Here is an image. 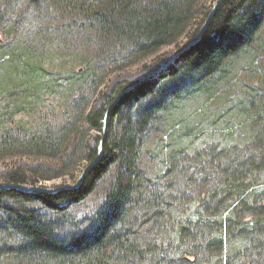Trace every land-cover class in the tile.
Listing matches in <instances>:
<instances>
[{
    "label": "trees",
    "instance_id": "16d2710c",
    "mask_svg": "<svg viewBox=\"0 0 264 264\" xmlns=\"http://www.w3.org/2000/svg\"><path fill=\"white\" fill-rule=\"evenodd\" d=\"M216 1L56 0L84 17L95 48L88 69L70 82L80 79L82 89L87 83L97 91L107 65L124 68L170 45L180 51L199 37ZM263 31L264 0H223L202 39L151 78L121 84L92 108L79 96L73 118L54 126L32 132L22 123L0 125V159L13 152L56 158L73 146L66 166L79 173L96 160L114 106L103 158L81 187L57 193L0 190V264H235L238 250L264 255L263 113L242 106L254 144L250 157L238 147L198 145L197 135L191 136L199 123L186 114L193 102L217 95L233 60L256 43L264 56ZM26 63L22 72L8 75L0 62L1 94L22 85L33 90L34 100L15 108L12 117L33 107L47 86L43 71ZM56 86L54 81L50 89ZM155 133L162 138L151 142ZM147 158L159 160L157 170L149 171ZM40 183L20 169L0 176V185ZM99 190L98 208L78 219L75 208ZM253 259L239 264H256Z\"/></svg>",
    "mask_w": 264,
    "mask_h": 264
},
{
    "label": "rangeland",
    "instance_id": "374dc122",
    "mask_svg": "<svg viewBox=\"0 0 264 264\" xmlns=\"http://www.w3.org/2000/svg\"><path fill=\"white\" fill-rule=\"evenodd\" d=\"M55 1L0 0V62L8 66V75L19 72L17 68L22 72L26 62H34L36 68L44 73L42 82L47 84L33 107L27 106L25 111L13 117L15 108L34 100L33 90L22 85L9 91L10 95L14 93L13 96L1 94L0 91V125L4 127L22 123L34 132L43 126L66 122L73 118L74 103L79 96L82 97V104L88 102L91 108L99 106L104 101L103 96L111 94L121 84L145 79L150 74L146 66L157 69V65H165L179 52L177 45H170L124 68H118V63L107 65L105 71L108 75L97 91L87 83L82 89L80 79H77L79 84L76 85L70 82V78L76 72H85L89 59L95 55L91 33L84 17L57 6ZM204 3L208 6L212 0H204ZM260 40V46L264 47V31ZM185 42L183 40L179 45L183 46ZM257 46L256 43L251 50L232 61L230 74L225 81H220L213 99L207 101L203 97L188 106L187 116H192V123H199L198 132L191 136L194 138L197 135L195 139L199 140L198 145L202 143L204 148L216 147L217 151L238 147L243 157H250V153L254 152V144L247 137L248 126L244 122L242 106L247 103L251 110L255 112L259 108L264 115V56L258 53ZM50 81L57 84L55 89H50ZM242 121L244 127L241 126ZM161 138V134L155 133L151 142ZM73 148L71 146L56 158L26 152L10 153L0 159V176L9 170L20 169L39 179L44 186L74 185L84 167H78L79 173H76L66 166ZM145 164L153 172L159 167V160L147 158ZM260 189L264 190L262 187ZM102 199L103 190H99L84 204L76 207L74 215L82 219L94 213ZM238 252L241 257L235 264L242 261L246 263L251 256L256 264H264V255L260 258L253 255L261 254L260 251L254 253L250 250V256L246 255V250Z\"/></svg>",
    "mask_w": 264,
    "mask_h": 264
},
{
    "label": "water",
    "instance_id": "95a60500",
    "mask_svg": "<svg viewBox=\"0 0 264 264\" xmlns=\"http://www.w3.org/2000/svg\"><path fill=\"white\" fill-rule=\"evenodd\" d=\"M223 0H217L216 3L214 4L213 8H212V11L210 12L208 18L206 19L202 29H201V33L199 34V37L192 41L191 43H189L187 46H185L183 49H181L168 63H166L165 65L159 67L158 69H156L155 71L151 72L145 79L141 80L140 82H143L149 78H151L152 76H154L155 74H157L158 72H161L165 69H167L169 66H171L173 63H175V61L185 52L187 51L190 47H192L193 45H195L198 41H200L203 37V35L205 34L206 32V29L210 23V21L214 18V16L216 15L220 5L222 4ZM138 84V83H137ZM137 84H134V85H131L129 87H127L121 94L120 96L118 97L117 102H119V100L125 95L127 94L128 92H130L134 87L137 86ZM115 103V104H116ZM114 104V105H115ZM114 106L110 107L109 110H108V113L106 114V117H105V122H104V127H103V132H102V138L99 142V145H98V156L96 158V160L92 163V164H89L87 165L80 177L78 178L76 184L74 185H63V186H57V187H48V186H28V185H22V184H19V185H14V184H1L0 185V190L1 189H17V190H21V191H24V192H28V193H31V192H45V193H57L59 192L60 190H63V189H77L79 187H81V185L83 184L84 182V179L85 177L87 176V174L89 173V171L95 167L103 158V154H104V144H105V140H106V137H107V133H108V120H109V115H110V112L111 110L113 109Z\"/></svg>",
    "mask_w": 264,
    "mask_h": 264
}]
</instances>
